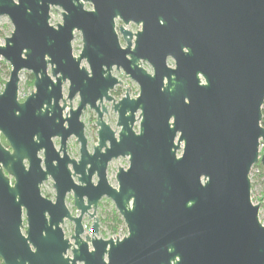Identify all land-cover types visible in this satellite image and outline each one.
Listing matches in <instances>:
<instances>
[{
    "label": "water",
    "instance_id": "95a60500",
    "mask_svg": "<svg viewBox=\"0 0 264 264\" xmlns=\"http://www.w3.org/2000/svg\"><path fill=\"white\" fill-rule=\"evenodd\" d=\"M53 7L62 9L55 25ZM3 15L13 30L0 44L10 64L0 92L2 264H264L250 179L253 165L264 166V0H0ZM114 66L138 84L136 96L111 95ZM23 69L34 89L20 101ZM104 100L118 132L103 118ZM87 107L96 113L92 151L80 119ZM71 136L78 159L67 153ZM120 156L129 164L118 165L115 187L107 166ZM48 178L54 200L41 193ZM103 197L123 237H99ZM65 219L74 223L69 237Z\"/></svg>",
    "mask_w": 264,
    "mask_h": 264
},
{
    "label": "rangeland",
    "instance_id": "374dc122",
    "mask_svg": "<svg viewBox=\"0 0 264 264\" xmlns=\"http://www.w3.org/2000/svg\"><path fill=\"white\" fill-rule=\"evenodd\" d=\"M56 8V9H55ZM85 8L90 9L91 5L86 3ZM62 9L60 7H53L50 11V23L55 25L58 22H62V16H61ZM121 21L116 20V24H120ZM126 28L132 30L133 32L140 29L139 26H136L134 24H130L126 26ZM13 30V26L8 19L7 16L3 15L0 16V44L4 43V38L6 36H10L11 32ZM122 46L125 44L121 42ZM72 48H73V54L77 55L81 48H82V37L80 32H75L74 39L72 41ZM83 65H87L85 60L82 61ZM169 65L172 66L171 61L168 62ZM143 66L145 69H147L149 72H151V68L148 64L143 63ZM10 71V64L2 57L0 58V92L4 88L5 81L8 79ZM113 75L117 77L120 81H122L121 85L116 86L113 90H111V95L115 99H119L123 94L126 87L129 88V93L131 97H134L138 94L139 88L135 81L131 80L130 78H124L123 77V71L113 69ZM67 86L68 82H65L63 84V94L66 97L67 95ZM34 89L33 85V75L29 70L23 69L19 73V83H18V100L23 101L25 97ZM79 98L76 95L71 100V105L73 108H75L78 104ZM69 100H66V103L69 104ZM103 103L107 107V113L103 115V118L110 124L111 128L114 129L116 132H118L119 127L116 126V120H117V113L114 112L111 109L112 102L104 100ZM69 108L67 107L65 111H68ZM109 119H108V117ZM138 115V112H137ZM80 119L84 123V132L85 136L87 137L88 143L87 148L89 151H92V147L95 144V141L93 139L94 137H97V126L95 125V119H96V113L94 110L89 109L88 107L83 111ZM134 129L138 130V121L134 125ZM2 137V136H1ZM53 142L56 148L59 147V138L54 137ZM8 146V144L6 145ZM264 152V145H260L259 147V153L262 154ZM67 153L70 157L78 159L79 158V143L76 141L74 136L69 137L67 140ZM41 154V153H40ZM129 164L128 157H118L117 159H112L108 166H107V179L109 183L115 187H117V181L115 179V175L118 169V165L121 167L126 168ZM96 176H93V181L96 182ZM250 179H251V199L254 203L260 204L259 208V219L264 224V173L259 167H252L250 171ZM76 180V178H75ZM53 180L51 178H48V180L44 181L41 185V193L49 197L50 199L54 200L55 196V190L52 185ZM66 205L71 211L73 215L78 214V210L75 208L73 204L72 199V193H68L66 196ZM115 209V205L113 201L107 197H103L97 206L96 213L99 217H109L111 216V211ZM117 211V210H116ZM107 222H101L100 221V227H99V237L107 239L110 237L115 238L117 237H123L127 234V228L124 224H119L117 226L116 232H112L110 225H112V222L106 220ZM91 224L92 220L87 217V215H84L83 217V225L85 232L84 234H91ZM74 223L72 221H69L65 219L64 223L62 224L63 231L65 233L66 237H69L71 233L73 232Z\"/></svg>",
    "mask_w": 264,
    "mask_h": 264
},
{
    "label": "trees",
    "instance_id": "16d2710c",
    "mask_svg": "<svg viewBox=\"0 0 264 264\" xmlns=\"http://www.w3.org/2000/svg\"><path fill=\"white\" fill-rule=\"evenodd\" d=\"M261 110H262V120H261V124L264 127V102L262 104V109ZM1 140H2V142L5 145H7V142L4 139V137H1ZM253 167H259L262 170V172L264 173V166L260 162H258L257 164L253 165ZM106 220L112 222V225H110V228H111V231L113 233L116 232L117 226L119 224H122L123 223L122 218L120 217V215L118 214V212L115 209H113L111 211V216H109V217H103V218L100 217V221L101 222H107ZM0 264H2L1 260H0Z\"/></svg>",
    "mask_w": 264,
    "mask_h": 264
},
{
    "label": "flooded vegetation",
    "instance_id": "af4514ba",
    "mask_svg": "<svg viewBox=\"0 0 264 264\" xmlns=\"http://www.w3.org/2000/svg\"><path fill=\"white\" fill-rule=\"evenodd\" d=\"M118 20V19H117ZM120 21V20H119ZM122 23V22H121ZM120 23V24H121ZM120 24H116V29L118 28V26L120 25ZM130 24H134V25H136L134 22H129V24H127V25H124V27L126 28V26H128V25H130ZM136 26H139V25H136ZM140 27V26H139ZM128 29V28H127ZM128 30H130V29H128ZM130 31H132V30H130ZM133 32V31H132ZM136 32V31H135ZM134 33V32H133ZM119 36V43L121 44V42H123L124 44H125V40L123 39V37H122V35L121 34H119L118 35ZM134 38H135V36H133L132 37V42L134 41ZM122 45V44H121ZM125 46V45H124ZM169 61H171V63H172V67L174 66V60L171 58V57H168L167 58V64H168V62ZM143 63H146V64H148L149 66H150V64L149 63H147V62H145V61H142V63H141V65L143 66ZM169 65V64H168ZM169 66H171V65H169ZM144 67V66H143ZM115 68V66L113 67V69ZM150 68H151V72H152V67L150 66ZM116 69V68H115ZM122 71H123V69L122 68H120ZM120 69H116V70H120ZM147 70V69H146ZM148 71V70H147ZM149 72V71H148ZM112 74H113V71H112ZM123 77L124 78H129V77H125V75H124V71H123ZM118 79V78H117ZM131 79V78H130ZM119 80V79H118ZM132 80V79H131ZM134 81V80H133ZM122 84V81H120L119 83H117V84H115V86H114V88L116 87V86H118V85H121ZM138 85V84H137ZM113 88V89H114ZM139 88V87H138ZM111 92V91H110ZM126 92H128L129 93V88L128 87H126L125 88V90H124V94L126 93ZM123 94V95H124ZM122 95V96H123ZM129 95H130V93H129ZM121 96V97H122ZM120 97V98H121ZM116 100H118V99H116ZM136 116H137V113H136ZM136 123V122H135ZM135 125V124H134Z\"/></svg>",
    "mask_w": 264,
    "mask_h": 264
}]
</instances>
